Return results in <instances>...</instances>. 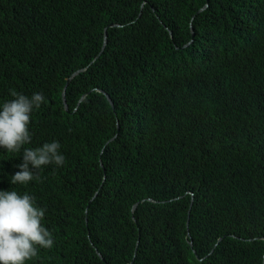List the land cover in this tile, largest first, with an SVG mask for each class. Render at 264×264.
Returning a JSON list of instances; mask_svg holds the SVG:
<instances>
[{"label": "trees", "instance_id": "obj_1", "mask_svg": "<svg viewBox=\"0 0 264 264\" xmlns=\"http://www.w3.org/2000/svg\"><path fill=\"white\" fill-rule=\"evenodd\" d=\"M130 1L136 16L144 0ZM148 2L118 32L130 57L104 87L114 107L92 91L74 110L88 70L67 112L54 85L88 63L91 23L74 0H0V110L12 89L45 97L30 115L31 142L0 148V191L36 198L56 187L60 218L89 207L100 223L111 212L88 237L80 218L62 224L64 256L58 231L56 255L40 264H264V0ZM53 141L65 163L11 184L23 149ZM234 164L260 168L258 184L242 193L225 184Z\"/></svg>", "mask_w": 264, "mask_h": 264}, {"label": "clouds", "instance_id": "obj_2", "mask_svg": "<svg viewBox=\"0 0 264 264\" xmlns=\"http://www.w3.org/2000/svg\"><path fill=\"white\" fill-rule=\"evenodd\" d=\"M148 3V0H144L140 5V11L135 16L136 11L132 8L130 0H74L75 6L80 7L84 17L82 24L91 23L89 27L90 39H88L87 46L82 48L88 52L89 61L70 75H67L66 72L62 83L54 85L63 87L61 103L67 112L72 109L68 92L79 93L74 91L73 81L88 70L91 71L88 91L81 94L74 110L76 111L80 107L92 91L105 93L114 107V101L104 90V87L110 82L122 78L126 72L123 64L128 62L130 57L128 45L118 36V32L135 24L143 15ZM208 6L207 3L200 11L207 9ZM101 22L105 23L98 29ZM192 29L194 30L193 26ZM71 33L73 32H69V35ZM192 42L193 40H190L185 46H189ZM93 48L98 50L96 55H92L90 51ZM10 95L11 97L6 99L7 101L3 103L2 110H0V148L9 152H19L23 145L31 142L28 128L30 115L34 108H40L41 104L45 102V97L43 93H33L31 97H28L14 89L10 90ZM95 126L97 125L90 127L94 129ZM118 129H120L119 122ZM117 137L118 134L112 137L110 141H114ZM60 147L58 141H53L51 143L45 142L41 147L34 149L24 148L23 162L18 165L20 171L11 176V184L25 185L33 180L39 181L41 179L39 173L47 172L49 169L43 168L44 166L49 164H54L57 167L62 166L65 163V157L60 154ZM222 157L226 162V157ZM29 165L32 167L30 168ZM228 168L230 174L225 177L224 182L236 191L240 190L242 193V189L247 185L253 188L258 184L260 168L256 166L247 168L237 164ZM39 193L35 198L27 193L21 196L16 191H0V264H27L35 260V264H40L48 260L50 258L48 251L51 248H53V256L57 253L55 233L58 231L63 237V247L59 256H64L62 224L75 223L79 218L87 229V237L90 236L91 229L106 228L101 218L109 216L111 212H104L100 218V223L99 217L91 213L89 207L81 212L65 213L60 218L58 202L66 200V198L58 194L56 187L51 188V186H45ZM99 193L100 191L96 192L90 202ZM189 194L192 196V202L188 226L195 202V193L189 192ZM138 205L135 204L133 207V217ZM223 239L224 237L220 238L218 242ZM256 239L264 240V233ZM191 245L193 246L192 241ZM96 253L105 261L102 252L96 249ZM197 257L201 258L199 255ZM60 263L63 264L61 260ZM211 264H214V260L211 261Z\"/></svg>", "mask_w": 264, "mask_h": 264}]
</instances>
